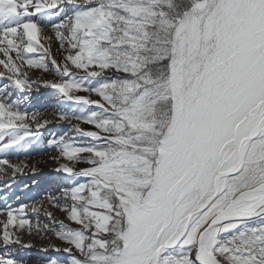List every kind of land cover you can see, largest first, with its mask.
<instances>
[{
  "label": "snow or ice",
  "instance_id": "obj_1",
  "mask_svg": "<svg viewBox=\"0 0 264 264\" xmlns=\"http://www.w3.org/2000/svg\"><path fill=\"white\" fill-rule=\"evenodd\" d=\"M0 264H264V0H0Z\"/></svg>",
  "mask_w": 264,
  "mask_h": 264
},
{
  "label": "bare ground",
  "instance_id": "obj_2",
  "mask_svg": "<svg viewBox=\"0 0 264 264\" xmlns=\"http://www.w3.org/2000/svg\"><path fill=\"white\" fill-rule=\"evenodd\" d=\"M44 255H45L44 253H40L36 249L29 250L26 253V256L29 257V258H31V259H35L37 257H43ZM48 255H51V254L49 253Z\"/></svg>",
  "mask_w": 264,
  "mask_h": 264
},
{
  "label": "rangeland",
  "instance_id": "obj_3",
  "mask_svg": "<svg viewBox=\"0 0 264 264\" xmlns=\"http://www.w3.org/2000/svg\"><path fill=\"white\" fill-rule=\"evenodd\" d=\"M51 255H55V253H50ZM33 258V257H32Z\"/></svg>",
  "mask_w": 264,
  "mask_h": 264
}]
</instances>
